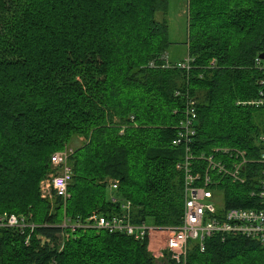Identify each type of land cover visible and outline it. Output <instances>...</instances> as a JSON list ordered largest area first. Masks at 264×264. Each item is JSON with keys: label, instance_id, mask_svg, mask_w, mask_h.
I'll list each match as a JSON object with an SVG mask.
<instances>
[{"label": "trees", "instance_id": "obj_1", "mask_svg": "<svg viewBox=\"0 0 264 264\" xmlns=\"http://www.w3.org/2000/svg\"><path fill=\"white\" fill-rule=\"evenodd\" d=\"M186 1L189 71L166 68L169 0H0V215L36 226L0 230V264H178L155 258L147 240L61 226L121 214L126 202L134 224H180L185 151L172 143L188 97L196 155L257 157L264 107L243 103L264 90V0ZM67 146L70 198L43 199L51 155ZM247 190L225 182V207H249ZM205 246L192 243L186 264H264L255 240Z\"/></svg>", "mask_w": 264, "mask_h": 264}, {"label": "built area", "instance_id": "obj_2", "mask_svg": "<svg viewBox=\"0 0 264 264\" xmlns=\"http://www.w3.org/2000/svg\"><path fill=\"white\" fill-rule=\"evenodd\" d=\"M166 68L176 67L189 71L192 59L172 63L165 56ZM261 60L257 59L259 64ZM172 64V66H171ZM216 61L211 62V67ZM264 85V79L261 82ZM178 94V93H177ZM256 107H264V90L260 98L244 102ZM197 102L188 97L184 109V120L178 126V133L173 141L176 147L184 148V155L176 164V169L184 176V210L177 226L157 227L148 223H132L131 203L122 205V213L107 216L93 213L83 222L80 218L71 221L64 217L62 228L76 229L92 227L110 234L121 233L136 241H148L149 251L157 259L168 255L178 264H186L192 243L200 251L206 250V240L219 236L222 241L228 237H243L257 241L264 253V129L259 136L257 157H249L245 150L218 147L210 153L196 155L194 152L195 123L197 121ZM73 150L67 146L51 155L52 172L40 185L43 199L59 198L66 204L70 198L69 186L73 179L70 155ZM229 182L242 187L247 186L249 207L226 208L223 184ZM118 182L112 183L111 189H117ZM36 226L25 216L5 212L0 215L1 229H16L24 233ZM50 238H43L49 243ZM26 241V244H28ZM156 243V246H155Z\"/></svg>", "mask_w": 264, "mask_h": 264}, {"label": "rangeland", "instance_id": "obj_3", "mask_svg": "<svg viewBox=\"0 0 264 264\" xmlns=\"http://www.w3.org/2000/svg\"><path fill=\"white\" fill-rule=\"evenodd\" d=\"M157 19L162 20L161 13L157 14ZM167 21L169 25V38L172 43L167 53L168 59L172 63L183 62L189 57L188 45H187L188 10H187L186 0H169ZM82 141L83 139L78 138L71 144L73 145V147H78L80 146ZM52 200H54V198Z\"/></svg>", "mask_w": 264, "mask_h": 264}, {"label": "water", "instance_id": "obj_4", "mask_svg": "<svg viewBox=\"0 0 264 264\" xmlns=\"http://www.w3.org/2000/svg\"><path fill=\"white\" fill-rule=\"evenodd\" d=\"M260 58H261L262 60H264V55H261Z\"/></svg>", "mask_w": 264, "mask_h": 264}]
</instances>
